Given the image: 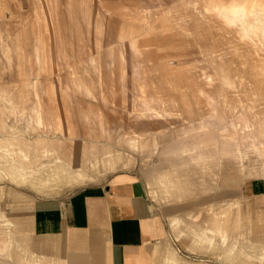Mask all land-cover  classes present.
I'll return each instance as SVG.
<instances>
[{"label": "rangeland", "instance_id": "374dc122", "mask_svg": "<svg viewBox=\"0 0 264 264\" xmlns=\"http://www.w3.org/2000/svg\"><path fill=\"white\" fill-rule=\"evenodd\" d=\"M80 3L69 2L71 11ZM100 6L84 7L73 36L65 26L43 28V0H28L25 9L0 18V155L26 137L63 142L72 157L85 144L108 147L126 160L100 182L60 195L31 184L35 177L47 181L51 167L36 164L22 182L1 180L0 209L14 227L0 225V264H65L59 236L45 240L32 233L31 207L38 199L62 201L84 188L105 186L120 174L132 176L165 220L178 258L222 264L191 246L192 224L202 225L205 217L169 225L157 184L177 175L176 188L206 192L215 205L222 193L219 163L241 169L264 156V0H103ZM49 37L41 63L33 40L43 44ZM134 140L137 153L126 145ZM189 150L196 165H185ZM167 151L172 153L163 170ZM145 164L157 171H144ZM194 165L206 169L192 172ZM243 191L256 217L264 178L247 180Z\"/></svg>", "mask_w": 264, "mask_h": 264}, {"label": "crops", "instance_id": "0c3cea01", "mask_svg": "<svg viewBox=\"0 0 264 264\" xmlns=\"http://www.w3.org/2000/svg\"><path fill=\"white\" fill-rule=\"evenodd\" d=\"M73 1L69 0L71 3ZM27 2L28 0H0V18L8 17L10 10L25 9ZM69 2L43 0L48 13L43 28L53 30L56 26H65L73 36L77 34V22L83 19V9H97V6L101 8L103 0H82L79 9L73 11ZM109 7L110 4L106 6L107 9ZM124 11L125 14L130 13L127 8ZM52 40L49 37L43 44L39 39L33 40L34 54L41 63L44 61L42 47H46V43L50 44ZM9 49L8 46L7 52ZM148 142L145 140L143 143ZM130 143L127 142L126 145L136 153L139 152V143L135 140ZM108 149L84 144L72 157V150L63 142L49 144L44 140L43 143H38L37 140L19 137L0 155L7 159L0 162V181L29 180L31 173L35 172L33 166L36 164L51 167L50 171H46L49 174L47 181L42 177H35L31 178V184H37L42 193L60 195L81 184L100 182L126 162L122 156ZM189 151L191 154L186 156L188 162L185 165H196L195 151ZM171 153H162L167 157L163 161V170L168 168V155ZM195 165L192 172L203 171L204 166L200 168ZM142 169L148 173L157 171L153 164H145ZM226 169L221 161L217 187L222 188V193L216 195V200H220L218 204H209L208 199L211 198L206 197V192L176 188L179 186L176 183L177 175L165 176L157 184L160 186L158 204L171 226L179 227L182 218L198 220L205 217L202 225L192 224L193 229L189 233L193 237L190 241L195 252L205 251L220 259L222 264H264V206L260 205L264 198H259L258 212L253 217L251 200L243 191V184L247 180L264 178V156L258 159L256 165L245 168L243 165V174L238 173L241 169L237 165L230 164L227 169L229 172L225 173ZM233 170L235 173H232ZM178 175L182 179L185 177L183 174ZM156 212L158 210L146 193L140 191L132 176L120 174L105 186L84 188L66 200L38 199L30 209V218L35 236H42L45 240L49 236H59V250L65 264H191L178 258L172 241L168 238V226ZM0 225L14 227L6 209H0ZM1 236L3 233L0 231ZM205 236L208 237L207 240L203 238ZM223 236L226 237L224 240L221 239ZM240 237L242 239L239 240ZM23 238L29 243L28 235ZM4 244L0 241V245ZM40 244L46 251L48 246L44 242Z\"/></svg>", "mask_w": 264, "mask_h": 264}, {"label": "bare ground", "instance_id": "6f19581e", "mask_svg": "<svg viewBox=\"0 0 264 264\" xmlns=\"http://www.w3.org/2000/svg\"><path fill=\"white\" fill-rule=\"evenodd\" d=\"M10 51V50H9ZM108 151H109V149H108ZM76 170V169H75ZM8 171V170H7ZM11 173V172H10ZM51 173V172H50ZM53 173V172H52ZM51 177H52V175H51ZM74 178V177H73ZM71 184V183H70Z\"/></svg>", "mask_w": 264, "mask_h": 264}]
</instances>
